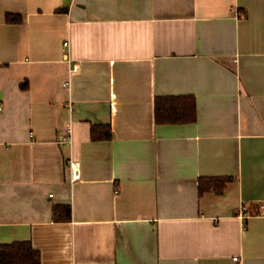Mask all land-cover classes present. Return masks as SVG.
Returning <instances> with one entry per match:
<instances>
[{
  "label": "crops",
  "instance_id": "crops-1",
  "mask_svg": "<svg viewBox=\"0 0 264 264\" xmlns=\"http://www.w3.org/2000/svg\"><path fill=\"white\" fill-rule=\"evenodd\" d=\"M0 105V244L264 264V0H0Z\"/></svg>",
  "mask_w": 264,
  "mask_h": 264
},
{
  "label": "trees",
  "instance_id": "trees-1",
  "mask_svg": "<svg viewBox=\"0 0 264 264\" xmlns=\"http://www.w3.org/2000/svg\"><path fill=\"white\" fill-rule=\"evenodd\" d=\"M166 102V101H164ZM160 106V103L157 105ZM185 117H179L176 114L169 113L163 116L159 121L162 122H193L195 120L194 105L187 109ZM208 185L205 189H209ZM201 189V188H200ZM203 192V189H201ZM54 219L57 222L69 220L71 217L70 206L60 205L53 207ZM39 253L28 242H13V244H0V264H39Z\"/></svg>",
  "mask_w": 264,
  "mask_h": 264
},
{
  "label": "built area",
  "instance_id": "built-area-1",
  "mask_svg": "<svg viewBox=\"0 0 264 264\" xmlns=\"http://www.w3.org/2000/svg\"><path fill=\"white\" fill-rule=\"evenodd\" d=\"M68 45V43H65L64 44V46H67ZM74 69H73V71H76L77 70V68L76 67H73ZM3 110V107L0 105V112ZM79 176H78V172L77 171H75V173H74V175L72 176V179L75 181V180H77V178H78ZM117 192V191H116ZM237 259L238 258H235L234 260L235 261H237Z\"/></svg>",
  "mask_w": 264,
  "mask_h": 264
}]
</instances>
